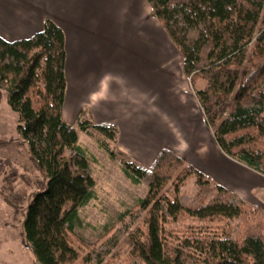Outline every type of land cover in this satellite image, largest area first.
<instances>
[{
    "label": "trees",
    "instance_id": "1",
    "mask_svg": "<svg viewBox=\"0 0 264 264\" xmlns=\"http://www.w3.org/2000/svg\"><path fill=\"white\" fill-rule=\"evenodd\" d=\"M146 2L181 56L218 148L264 176V0ZM65 59L64 33L49 18L29 38L0 37V91L28 146L21 158H0V192L39 264H264V209L169 148L149 167L123 161L126 177L147 191L108 237L75 233L77 206L93 198L94 181L78 128L63 117ZM91 127L115 138L113 124Z\"/></svg>",
    "mask_w": 264,
    "mask_h": 264
},
{
    "label": "crops",
    "instance_id": "2",
    "mask_svg": "<svg viewBox=\"0 0 264 264\" xmlns=\"http://www.w3.org/2000/svg\"><path fill=\"white\" fill-rule=\"evenodd\" d=\"M105 3L106 0H0V37L6 41L29 38L41 31L45 19L53 20L62 29L65 39L64 119L66 106L78 103L82 109L95 111L92 118L96 123L118 119L121 124L124 122L120 121L122 118L127 120L122 125L124 140L136 139L139 131H143L145 137L164 142L161 148L173 149L172 139L161 125L160 53L159 47L157 50L152 47L154 42H160L161 25L151 16V8L146 0H117L119 6L115 11L120 14V20L112 25V11L108 12L105 19L103 10L104 7H111L112 0ZM144 3L148 5V17L145 19ZM121 27L128 29L125 36L123 30L120 31ZM121 39L132 40L133 43H127L131 44L130 47L122 51ZM102 42L108 44L109 54L97 52L100 49L98 43ZM107 69L112 72L102 77L94 91H88L89 87L95 85L99 73ZM180 71L182 73L181 66ZM182 75L184 76L183 73ZM138 98L144 103L151 98L152 107L144 103L142 106L134 105ZM4 99L6 101L5 95L0 91V107ZM156 100L159 101L158 105ZM102 102L113 111L107 112L99 108ZM199 109L202 114L200 106ZM202 118L205 123L203 114ZM114 122L118 124L117 121ZM191 123L193 124L186 123V127H183L188 139L191 136L194 140L196 136V140L206 142V131L202 124L196 119ZM145 126L147 129H144ZM194 131L196 134H193ZM206 145L207 148L204 149L197 144L196 149H208L211 156L209 162L193 160L186 152L182 157L216 183L233 191L248 203L264 209V176L226 156L213 137ZM161 148L155 149L151 162Z\"/></svg>",
    "mask_w": 264,
    "mask_h": 264
},
{
    "label": "rangeland",
    "instance_id": "3",
    "mask_svg": "<svg viewBox=\"0 0 264 264\" xmlns=\"http://www.w3.org/2000/svg\"><path fill=\"white\" fill-rule=\"evenodd\" d=\"M110 1L111 0H106L105 4ZM117 6H119L117 0H112L111 7L103 8L106 16L105 19H107L108 12L112 11V25L115 22L119 23L120 20V14L115 11ZM143 7V12L145 10V19L148 17V5L144 3ZM104 14L102 13V15ZM121 30H123V35L125 36V31L128 29H123L121 27L120 31ZM120 41H122V45H120L122 51H124V48L130 47L131 44L127 43H133L132 40L125 41V39H121ZM124 43L127 45L125 46ZM98 45H100L103 51L101 49L99 50L109 54L108 44L106 42L98 43ZM152 47L153 49L155 48V50L159 47L160 60L158 64L161 74V110H159V112L161 125L166 130L168 137L172 139V150L181 157L184 156L186 152L193 160L197 159V161L204 160L209 162L211 156L209 155L208 149L201 151L196 149V147L197 144H199L202 145L204 149L207 148L206 144L210 143L212 139L211 130L208 129L203 122L199 104L194 97V92L191 89L190 83L180 71L181 56L162 27L160 31V42H154ZM114 48L116 49V46ZM122 51H119L121 55H123ZM117 54L118 51L116 50V55ZM145 55L148 54L146 53ZM158 57L159 56H156V58ZM110 72H112L110 69L101 71L96 78L95 85L89 87L88 91H94V87L96 85L98 87L102 77ZM142 98L143 97H141V99ZM151 102V98L150 100L146 99L145 103L138 98V100L134 101V105L142 106L144 103L152 107ZM104 104L105 103L102 102L99 108L107 112L113 111L112 108H106ZM158 104L159 101L156 100V105ZM156 105L155 108L157 110ZM81 107V105L78 106V103L67 105L65 118L68 123L78 128V144L85 150L94 186L93 198L85 205L77 206V214L74 217V231L90 242H99L112 233H108L106 237L103 238L106 230L118 224L125 211L133 207L136 200L143 197L147 191L143 183L133 182L126 177L122 171L123 161L129 159L140 166L149 167L153 162H151V159L154 156L155 149L163 147L164 142L152 137H145L143 131H139V137L136 139L124 140L122 134V129L124 128L122 125L127 120L122 118L120 121L124 122L121 124H119L118 119L109 120L110 122L96 123L92 118L95 111H90L85 108L82 109ZM81 112L84 116H81ZM195 119L202 124L201 126H203V129L206 131V142L204 140H202L203 142L196 140V136L194 140H192L190 136L189 140L184 132L183 127H186V123L191 125L193 124L191 122ZM79 120L88 124L86 132L79 130ZM114 121H117L118 124ZM91 124H113L116 128L115 138L113 140L108 139L95 131L91 127ZM144 129H147V126H145ZM194 133L196 134V131H194L193 134ZM0 139L9 141L6 147H0L1 159L14 155H18L21 158L28 152L27 144L21 143V137L17 132V115L10 109L5 99L0 107ZM102 145L115 153L114 159L109 157L108 152L104 150V147H101ZM120 152H122L124 156H122ZM1 178L2 176H0V187L2 184ZM21 186L20 183L15 184V188L17 189ZM178 226L182 227L185 226V224L180 223ZM21 228V222H17L13 218L11 207L5 202L0 192V264H39L32 248L26 247L21 243Z\"/></svg>",
    "mask_w": 264,
    "mask_h": 264
},
{
    "label": "bare ground",
    "instance_id": "4",
    "mask_svg": "<svg viewBox=\"0 0 264 264\" xmlns=\"http://www.w3.org/2000/svg\"><path fill=\"white\" fill-rule=\"evenodd\" d=\"M106 17V16H105ZM120 19V18H119ZM110 30V29H109ZM119 38V37H118ZM104 43V42H103ZM119 44V43H118ZM125 44V46L127 45L126 43H124ZM122 45V44H121ZM97 46V45H96ZM134 46V45H133ZM103 48H104V46H103ZM100 49H101V47H100ZM105 49V48H104ZM102 50V49H101ZM101 50H98V51H101ZM103 51V50H102ZM101 53H103V52H101ZM121 53V52H120ZM98 54V53H97ZM100 55V54H99ZM115 55H116V53H115ZM122 57H123V55H122ZM98 59H99V57H97ZM101 62H102V60H101ZM98 65V64H97ZM101 66V65H100ZM187 125H189V124H187ZM197 131V130H196ZM145 134V133H144Z\"/></svg>",
    "mask_w": 264,
    "mask_h": 264
}]
</instances>
